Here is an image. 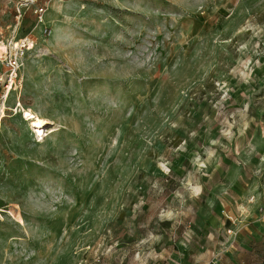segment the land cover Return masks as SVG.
Here are the masks:
<instances>
[{"label": "rangeland", "instance_id": "374dc122", "mask_svg": "<svg viewBox=\"0 0 264 264\" xmlns=\"http://www.w3.org/2000/svg\"><path fill=\"white\" fill-rule=\"evenodd\" d=\"M25 36L0 264H264V207L239 210L264 173V0H0V46Z\"/></svg>", "mask_w": 264, "mask_h": 264}, {"label": "built area", "instance_id": "2783aa9c", "mask_svg": "<svg viewBox=\"0 0 264 264\" xmlns=\"http://www.w3.org/2000/svg\"><path fill=\"white\" fill-rule=\"evenodd\" d=\"M35 2H30L34 5ZM45 8L39 7L33 11V14L40 21ZM20 17V15L18 16ZM33 41L25 36L17 40H11L4 44V52L1 54L0 64L5 68L6 73L4 76H0V98L3 103L7 100V95L10 91L15 92L21 87L19 71L22 65V61L25 54L32 50ZM253 199L250 198V201Z\"/></svg>", "mask_w": 264, "mask_h": 264}, {"label": "crops", "instance_id": "0c3cea01", "mask_svg": "<svg viewBox=\"0 0 264 264\" xmlns=\"http://www.w3.org/2000/svg\"><path fill=\"white\" fill-rule=\"evenodd\" d=\"M259 169H263L262 166H259ZM248 182L249 185L241 192L239 197V210H244V213L241 212V221L247 227L251 224L257 225L255 222L259 220L262 207H264V173L261 176L250 178ZM250 198H254L253 201H250Z\"/></svg>", "mask_w": 264, "mask_h": 264}, {"label": "bare ground", "instance_id": "6f19581e", "mask_svg": "<svg viewBox=\"0 0 264 264\" xmlns=\"http://www.w3.org/2000/svg\"><path fill=\"white\" fill-rule=\"evenodd\" d=\"M2 51H4V48L0 46V53ZM19 108H20V105L18 106V109ZM2 112H3V109L1 110V113ZM18 113H20L22 121L27 122V125L33 131V134H35V136L39 138V140H42L46 134L45 128H47V126H49L51 123L45 119H42L41 117H39L37 113L31 111L30 109H27V110L20 109V111L16 109L15 115H17Z\"/></svg>", "mask_w": 264, "mask_h": 264}]
</instances>
